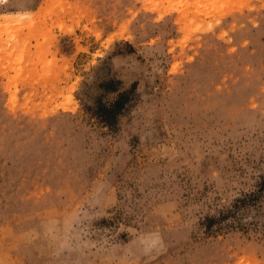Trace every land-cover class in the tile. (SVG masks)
<instances>
[{
	"label": "rangeland",
	"instance_id": "374dc122",
	"mask_svg": "<svg viewBox=\"0 0 264 264\" xmlns=\"http://www.w3.org/2000/svg\"><path fill=\"white\" fill-rule=\"evenodd\" d=\"M0 264H264V0H0Z\"/></svg>",
	"mask_w": 264,
	"mask_h": 264
},
{
	"label": "trees",
	"instance_id": "16d2710c",
	"mask_svg": "<svg viewBox=\"0 0 264 264\" xmlns=\"http://www.w3.org/2000/svg\"><path fill=\"white\" fill-rule=\"evenodd\" d=\"M124 96V93L118 94V97L113 102L112 110L119 109L123 104L121 102V98ZM110 112V111H109Z\"/></svg>",
	"mask_w": 264,
	"mask_h": 264
},
{
	"label": "bare ground",
	"instance_id": "6f19581e",
	"mask_svg": "<svg viewBox=\"0 0 264 264\" xmlns=\"http://www.w3.org/2000/svg\"><path fill=\"white\" fill-rule=\"evenodd\" d=\"M7 14L11 15V13H7Z\"/></svg>",
	"mask_w": 264,
	"mask_h": 264
}]
</instances>
